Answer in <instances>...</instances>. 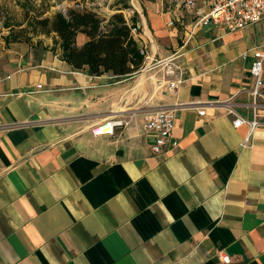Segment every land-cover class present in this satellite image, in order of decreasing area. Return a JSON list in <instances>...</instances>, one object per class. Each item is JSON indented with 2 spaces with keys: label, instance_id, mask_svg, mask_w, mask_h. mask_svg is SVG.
I'll list each match as a JSON object with an SVG mask.
<instances>
[{
  "label": "crops",
  "instance_id": "crops-1",
  "mask_svg": "<svg viewBox=\"0 0 264 264\" xmlns=\"http://www.w3.org/2000/svg\"><path fill=\"white\" fill-rule=\"evenodd\" d=\"M86 3L110 15L124 1ZM133 5L140 45L156 61L176 54L175 90L158 88L162 66L94 76L49 51L0 49V264H264V125L233 126L252 117L264 20L209 23L185 43L191 14L170 0ZM159 110L175 127L154 154L142 115ZM111 119L128 125L92 133Z\"/></svg>",
  "mask_w": 264,
  "mask_h": 264
},
{
  "label": "trees",
  "instance_id": "trees-1",
  "mask_svg": "<svg viewBox=\"0 0 264 264\" xmlns=\"http://www.w3.org/2000/svg\"><path fill=\"white\" fill-rule=\"evenodd\" d=\"M128 8L123 5L110 15H102L94 10L71 7L65 13L57 11L52 17H33L29 26L35 36L52 37V45L44 46L42 50L58 55L74 70L94 76L110 73L124 78L136 74L144 62L140 54L143 47L132 33L138 15L134 12L126 18L122 10ZM78 34L87 38L82 45L76 42ZM9 36L4 37L8 44L12 42ZM42 45V41H37L35 49L39 50Z\"/></svg>",
  "mask_w": 264,
  "mask_h": 264
},
{
  "label": "built area",
  "instance_id": "built-area-1",
  "mask_svg": "<svg viewBox=\"0 0 264 264\" xmlns=\"http://www.w3.org/2000/svg\"><path fill=\"white\" fill-rule=\"evenodd\" d=\"M171 6L174 10H184L192 15L191 30L185 43L188 42L197 28L206 26L209 23L220 26L227 32H233L264 20V0H212L208 11L198 6L197 0H171ZM65 12L66 10L64 9L63 13ZM133 13L134 10L132 9L131 13L127 14L128 16L125 14V17L129 18ZM167 25H173V21H170ZM132 33L134 35L139 33L138 24L132 29ZM250 51L254 59L250 69L251 75L254 78V84L250 91L252 117L247 119L237 116L233 120V126L238 128L241 125H247L249 133H252L255 129L264 125V122L261 121V118L264 117V112H262L264 111V105L258 102V97L261 94L262 87H264V79H262L264 44L255 46ZM140 54L146 63L144 64L143 62L138 72H146L158 66H162L164 69V77L161 80H157L158 88L165 86L172 91L182 83L183 70L181 65L176 62V54L157 61L149 55L144 47L140 50ZM246 54L244 53V56ZM198 114L204 115V112L200 111ZM142 122L147 131L155 133L154 141L151 145L152 153H160L170 139L175 127L174 112L172 110L147 112L142 115ZM126 125H128V122L120 119H111L98 125L92 133L95 136L103 135L102 127L108 126L110 127L111 134L115 127ZM221 260L223 263L230 262V258L226 255H222Z\"/></svg>",
  "mask_w": 264,
  "mask_h": 264
},
{
  "label": "rangeland",
  "instance_id": "rangeland-1",
  "mask_svg": "<svg viewBox=\"0 0 264 264\" xmlns=\"http://www.w3.org/2000/svg\"><path fill=\"white\" fill-rule=\"evenodd\" d=\"M86 1L90 0H0V49L14 48L26 58L36 48V42L42 41L43 45L39 50L44 52L42 50L44 46L52 45V37L35 36L29 26V21L33 17H52L57 11L63 12L64 9L67 10L71 7L79 10L90 9L100 13ZM123 1V5L130 7L124 10V14L127 15L131 13L132 9L134 10L133 3L136 0ZM4 25H8V27H4ZM262 27H264V22L258 26L259 29ZM7 35H10L9 40L12 41L9 44L4 40Z\"/></svg>",
  "mask_w": 264,
  "mask_h": 264
},
{
  "label": "bare ground",
  "instance_id": "bare-ground-1",
  "mask_svg": "<svg viewBox=\"0 0 264 264\" xmlns=\"http://www.w3.org/2000/svg\"><path fill=\"white\" fill-rule=\"evenodd\" d=\"M110 127H108V126H103L102 127V133L103 134H107V133H110Z\"/></svg>",
  "mask_w": 264,
  "mask_h": 264
}]
</instances>
